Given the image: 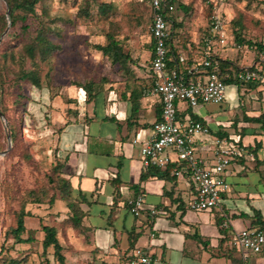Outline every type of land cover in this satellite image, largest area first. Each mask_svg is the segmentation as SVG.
Wrapping results in <instances>:
<instances>
[{
  "label": "crops",
  "instance_id": "obj_1",
  "mask_svg": "<svg viewBox=\"0 0 264 264\" xmlns=\"http://www.w3.org/2000/svg\"><path fill=\"white\" fill-rule=\"evenodd\" d=\"M225 20L228 22L227 17ZM227 33V42L217 41L211 52L235 62L241 45L232 39L229 28ZM176 42L174 39L178 59H187L197 40L189 42L187 50ZM149 49L152 55L151 45ZM256 54L254 64L246 62V55L235 63L240 69L252 65L264 68V53ZM199 60L201 63L203 59ZM183 63L179 65L182 72ZM141 65L133 68L136 79L125 81L120 90L117 82L110 80L105 90H99L96 101L80 102L77 86L66 87L64 107L57 110L62 118L57 121L61 128L58 143L64 157V174L71 180L73 196L81 201L82 222L80 226L72 224V212L63 199L52 205H29L32 215L25 218L24 236H31L32 241L15 243L6 251L7 256H28L22 264H61L53 247L43 254L42 225L48 224L57 230L66 264H133L135 250L146 247L153 264H264V248L244 259L234 246L239 231L249 226L259 228L260 221L264 222V84L249 91L233 88L239 96V112L235 107L212 112L200 104L193 114V107L179 103L181 117L190 114L199 118L214 135L239 139L248 151L260 145L255 154L249 151L227 169L225 178L230 190L223 194L220 206L196 211L188 205L195 195L189 174L172 175L175 163L168 167L170 177L163 176L166 169L143 166L141 143L134 139L151 137L162 103L152 92L151 66L144 69ZM190 71H195L190 75L194 79H205L207 75L196 65ZM80 88L85 89L82 85ZM250 117L261 118L250 121ZM198 152L206 162H213L212 152ZM143 174H147L144 179ZM82 194L86 196L83 201ZM140 195L145 198L146 208L158 210L156 214L143 211L136 215L131 211L130 201Z\"/></svg>",
  "mask_w": 264,
  "mask_h": 264
},
{
  "label": "rangeland",
  "instance_id": "obj_2",
  "mask_svg": "<svg viewBox=\"0 0 264 264\" xmlns=\"http://www.w3.org/2000/svg\"><path fill=\"white\" fill-rule=\"evenodd\" d=\"M179 1L188 5L189 9H175L174 17L179 23L175 29V39L180 47L187 50L189 42H194V39L201 41L202 34L210 29L214 7L211 0ZM216 1H219V8L228 21L237 17L240 11L245 14L246 39L264 40V0ZM101 2L113 4L107 16L98 12ZM175 5L178 3L175 2ZM5 12L8 15L6 1L0 0V15ZM37 13V16L29 17L26 22L20 21L13 27L8 20V26L0 37V64L2 52L13 48L16 56L14 61L9 60L11 65L7 71L3 72L0 67V108L7 109V114L4 115L6 120L0 114V247L4 243L6 231L16 225L17 212L26 193L31 189L52 187L49 177L62 154L58 143L60 127L57 122L62 118L57 110L64 107L66 87L74 84L79 92V86L95 81V88L99 91L105 90L110 80H114L120 90L125 81L136 79L133 72L136 65L143 63L141 66L148 69L151 61V10L146 2L42 0L37 6ZM25 24L28 30H24ZM41 24L51 27L53 32L50 37L61 45V49L49 58H37V62L33 63L23 53L22 47L36 35ZM227 25L231 31L233 22H227ZM109 31L122 41L125 51L134 59L130 63L129 71L118 64H112L109 58L95 49L96 43H106V34ZM240 45L235 62H240L246 55V62L254 64L257 60V49L246 44ZM237 46L233 45L235 48ZM35 65L41 69L43 87L34 88L24 81L19 83V89L17 72L21 69L31 70ZM233 88H237L236 85L227 87L226 102L201 104L206 105L212 112H223L230 107H235L239 112V96ZM20 90L28 95L26 109L24 105H14ZM194 111L195 107L192 108L193 114ZM11 123L17 128L14 142L9 140ZM5 150L7 152L2 154ZM146 237L145 234L144 240ZM11 241H5L4 244L11 245ZM3 255L8 258L6 252Z\"/></svg>",
  "mask_w": 264,
  "mask_h": 264
},
{
  "label": "built area",
  "instance_id": "obj_3",
  "mask_svg": "<svg viewBox=\"0 0 264 264\" xmlns=\"http://www.w3.org/2000/svg\"><path fill=\"white\" fill-rule=\"evenodd\" d=\"M146 2L152 12L151 35L155 40L154 57L152 59L153 88L152 92L159 96L162 103L160 118L153 124L150 138L134 139L141 143L140 155L145 169L158 167L171 168V174L181 176L189 174L195 189V195L189 201L193 210H210L220 206L223 194L230 190L225 178L227 169L233 161L250 154L239 139L216 136L208 124L193 117L178 115V102L185 101L190 107L201 103H220L226 95L227 84L219 76L216 69L210 70L205 79H187L177 67L169 68L167 64L168 47L166 39L170 33L168 15L176 9L172 0H139ZM214 7L210 21V29L202 34L201 41L205 44L204 58L201 63L212 67V46L215 41L225 44L228 39V25L219 1L211 0ZM186 58L181 56L180 62ZM240 81H251L264 84V68L253 65L240 69L237 73ZM87 93L80 88L78 100L86 101ZM199 149L212 152L213 162L199 155ZM131 211L140 215L143 211L156 214L154 207L146 208L143 195L130 201ZM234 246L247 259L252 253H260L264 248V231L247 227L236 235ZM133 264H153L149 247L135 250Z\"/></svg>",
  "mask_w": 264,
  "mask_h": 264
},
{
  "label": "trees",
  "instance_id": "obj_4",
  "mask_svg": "<svg viewBox=\"0 0 264 264\" xmlns=\"http://www.w3.org/2000/svg\"><path fill=\"white\" fill-rule=\"evenodd\" d=\"M7 4V8L9 10V15L7 12L0 15V37L3 32L6 30L8 26V20L11 23V26L17 25L18 22H26L29 17L37 16V6L42 0H5ZM174 5L175 2L178 3L176 7H180L182 9H189V6L179 0H172L171 1ZM212 5V3H211ZM149 6V5H148ZM113 8V4L111 2H101L98 8V12L103 15H108L109 11ZM150 8V6H149ZM151 10V8H150ZM174 11H172L168 15V19L170 21V33L166 39V44L168 47V59L167 64L169 68L177 67L180 69V61L177 56V51L174 46V39H175V29L179 26V23L176 21L174 17ZM224 17H226L224 15ZM245 14L240 11L237 17L232 18L229 23L232 21L233 26L230 31L232 35V39L239 44H246L254 47L257 49L258 52L264 53V40L260 41H252L251 39H246L244 31L246 29L245 24ZM150 21L152 24V12L150 13ZM24 30H28V26L25 24L23 25ZM151 28V25H150ZM53 32L51 27L41 24L35 36L31 38L30 41L25 43L22 47L23 53L33 62H37V58L40 59H47L52 54L58 52L61 49V45L51 39L50 33ZM95 49L102 52L104 56L110 59L112 64H118L122 69L129 71L130 63L134 62L133 57L131 54L124 49V45L120 39H118L115 34L111 31L107 32L106 34V43H96ZM191 51L189 53L188 58L183 63L184 71L182 72L187 79H190V75L194 74L195 71H190L194 65L198 66V68L205 69L208 73L212 69H216L219 76L224 80V82L228 86L236 85L242 90H251L256 88L260 85L258 82H251V81H240L237 77V73L240 67L230 59L219 57L216 54H212V67H205L203 63H199V59L204 58L205 52V44L201 41L200 43H194L191 45ZM154 47H155V40L151 35V48H152V55L151 58L154 57ZM193 47H196V50H193ZM198 50V51H197ZM194 51H197L194 53ZM1 64L0 67L7 71L10 68L9 60H15L16 56L14 53L13 48L9 49L1 54ZM152 62V60H151ZM152 67V64L150 65ZM254 67V65H253ZM205 72V73H206ZM16 80L18 82L19 89L21 85L20 82H27L34 86V88H42L43 87V78L41 74V69L36 67V65L31 70L21 69L17 72ZM86 90L87 98L86 102L96 101L99 91L95 88V81H89L83 85ZM54 96V95H52ZM28 95L25 94L23 91H19L17 94L16 99L14 100V105L21 106L24 105L26 109ZM78 112V110H76ZM0 114L6 115L7 109L0 108ZM178 115H180L179 109V102H178ZM261 117H250V121L260 120ZM199 120V118H196ZM61 130V128H60ZM10 133H11V140L14 142L17 138V128L14 124H10ZM260 147L259 143L256 144V147H249V151L256 153V150ZM64 157L59 155L57 162L53 167V173L50 175L49 180L52 184V187H40L38 189H31L29 190L25 197L22 199V205L17 212V220L16 225L10 227L6 233L4 238L5 241L9 242V240H13L11 245L6 246L2 243L0 247V264H22L24 261L27 260L28 256L25 257H4V253L7 251L9 252L12 248L15 247V243L21 242H30L32 241V237L28 236L25 237L24 234L26 233V221L25 218L28 215H32L31 210L28 208L29 205H42V204H50L52 205L57 199H63L68 202V207L72 212L71 221L74 226H80L82 222V217L84 215V211L81 208V201H78L73 196L72 191V184L71 180L68 176L64 174ZM163 176L170 177V169H166L163 173ZM147 174H143L142 179L146 178ZM118 190V189H117ZM86 199V196L82 194V201ZM259 229L264 230V222L260 221ZM42 229L45 232V237L43 239V254L46 255L48 249L50 247L54 248V255L57 260L61 264L65 263V255L63 254V246L58 238L57 230L52 225H42ZM236 248V247H235ZM237 249V248H236ZM234 260V259H233ZM235 261V260H234ZM45 264H51L47 261ZM92 264V263H89Z\"/></svg>",
  "mask_w": 264,
  "mask_h": 264
},
{
  "label": "water",
  "instance_id": "obj_5",
  "mask_svg": "<svg viewBox=\"0 0 264 264\" xmlns=\"http://www.w3.org/2000/svg\"><path fill=\"white\" fill-rule=\"evenodd\" d=\"M8 15H9V10H8ZM2 115V114H1ZM4 119L6 120V117L3 115ZM9 140H11V135H9ZM11 142V141H10ZM11 144V143H10ZM11 146V145H10ZM7 150L3 151L2 154H5Z\"/></svg>",
  "mask_w": 264,
  "mask_h": 264
}]
</instances>
